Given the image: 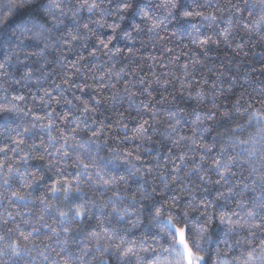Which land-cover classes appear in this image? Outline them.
<instances>
[{
  "label": "clouds",
  "instance_id": "1",
  "mask_svg": "<svg viewBox=\"0 0 264 264\" xmlns=\"http://www.w3.org/2000/svg\"><path fill=\"white\" fill-rule=\"evenodd\" d=\"M0 264H264V0H0Z\"/></svg>",
  "mask_w": 264,
  "mask_h": 264
}]
</instances>
